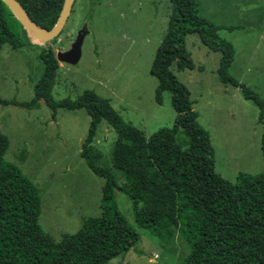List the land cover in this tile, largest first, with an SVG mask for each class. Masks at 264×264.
<instances>
[{
	"label": "rangeland",
	"instance_id": "374dc122",
	"mask_svg": "<svg viewBox=\"0 0 264 264\" xmlns=\"http://www.w3.org/2000/svg\"><path fill=\"white\" fill-rule=\"evenodd\" d=\"M198 13L216 25L236 26L217 30L234 47L227 73L264 100V0H199ZM170 14V0H74L54 40L25 32L24 46H0V97L10 101L0 102V131L9 139L5 157L38 186L39 224L55 241L63 233L76 232L84 218L101 214L105 178L94 174L80 155L90 120L84 109L53 112L43 100L31 108L16 103L34 95L43 70L39 52L45 45L55 54L67 50L86 23L79 61L73 65L58 61L54 99H76L91 89L148 136L160 127H171L176 115L169 91H162L161 103L155 101L157 80L150 73ZM185 45L194 67L178 69L173 63L171 70L188 88L197 121L209 132L214 171L232 183L240 172H263L264 119L258 120V106L244 98L238 86L220 81L219 51L210 50L195 33L186 35ZM116 137L101 119L92 145L116 177L118 211L140 238L105 264H186L190 245L176 229L160 238L136 224L132 201L119 188L125 185L124 174L111 162ZM177 141L183 149L188 145L183 129Z\"/></svg>",
	"mask_w": 264,
	"mask_h": 264
},
{
	"label": "trees",
	"instance_id": "16d2710c",
	"mask_svg": "<svg viewBox=\"0 0 264 264\" xmlns=\"http://www.w3.org/2000/svg\"><path fill=\"white\" fill-rule=\"evenodd\" d=\"M17 1L39 27L51 29L65 0ZM170 3L171 14L150 73L157 80L155 101L161 103L162 91H169L176 115L171 127H160L148 136L124 120L108 98L91 89L76 99H54L59 63L50 45L39 52L43 70L33 87L34 95L30 101L16 103L31 108L43 100L53 112L58 108L87 112L90 120L80 155L94 174L105 178L102 211L99 216L84 218L76 232L63 233L55 241L39 224V188L18 164L6 159L9 139L0 131V264H105L137 243L139 234L114 201L116 177L100 162L101 153L92 145L101 119L117 133L111 162L124 174L125 185L119 188L131 199L138 226L160 238L176 229L190 245L186 264H264V170L259 174L240 172L233 183L214 171L209 132L197 121L188 88L171 70L173 63L178 69L194 67L186 35L195 33L210 50L220 52V81L238 86L243 97L258 106L259 122L264 119V100L227 73L234 47L217 30L236 26L216 25L200 16L199 0ZM25 32L30 34L9 4L0 0V46H24ZM0 102L10 101L0 97ZM180 129L189 139L184 149L177 141ZM262 154L264 159V133Z\"/></svg>",
	"mask_w": 264,
	"mask_h": 264
},
{
	"label": "water",
	"instance_id": "95a60500",
	"mask_svg": "<svg viewBox=\"0 0 264 264\" xmlns=\"http://www.w3.org/2000/svg\"><path fill=\"white\" fill-rule=\"evenodd\" d=\"M11 7L14 15L22 24L23 28L29 33L35 34L41 39L50 40L56 37L63 28L68 16L71 13L74 0H65L63 8L58 19V22L51 29H45L39 27L33 19L29 16L27 11L20 5L17 0H5ZM88 33L87 24L85 23L81 29L78 30L75 39L72 41L70 47L67 50L57 51L55 56L60 62L67 64H76L81 57V46L85 35Z\"/></svg>",
	"mask_w": 264,
	"mask_h": 264
},
{
	"label": "bare ground",
	"instance_id": "6f19581e",
	"mask_svg": "<svg viewBox=\"0 0 264 264\" xmlns=\"http://www.w3.org/2000/svg\"><path fill=\"white\" fill-rule=\"evenodd\" d=\"M33 34H35V33L33 32Z\"/></svg>",
	"mask_w": 264,
	"mask_h": 264
}]
</instances>
